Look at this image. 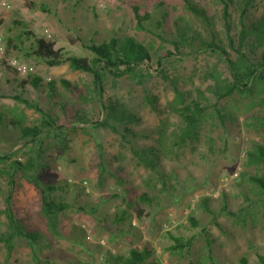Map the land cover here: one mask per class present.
<instances>
[{"label":"rangeland","instance_id":"374dc122","mask_svg":"<svg viewBox=\"0 0 264 264\" xmlns=\"http://www.w3.org/2000/svg\"><path fill=\"white\" fill-rule=\"evenodd\" d=\"M75 1L77 6H72L71 0H20L16 7L10 6L9 18L0 25L5 44L8 39L13 41L5 57L29 66V75L40 78L43 85L38 89L30 85L20 87L18 83L28 75L20 76L11 69H6L0 78V114L4 115L0 117V155L15 152L12 158L23 161L30 153L34 159L36 149L40 150L48 164L41 171L42 180L60 187L54 196L68 206L59 217V239L37 251L40 263L47 258L51 264H108V253L126 255L144 243L155 249L151 264H239L242 257L255 262L256 253L264 254L262 223L241 227L222 207L237 212L245 203L244 194L251 190L247 177L264 172V166L247 164V152L264 144V125L257 122L264 117V104L251 106L257 102L253 95L244 97L236 93L216 102L210 93L211 78L217 76L226 81L229 72L222 58L207 50L204 43L215 41L234 58L227 46V36L235 38L243 23L248 29L251 23L263 18L264 0L253 2L243 20L237 9H231L230 32L225 28L218 0H192L207 14L206 23L185 8L184 0H104V10L98 9L96 0ZM238 3L235 7L241 9L243 0ZM176 25L186 29L192 38L188 41L191 46L179 51L169 42L175 41ZM24 31L53 40L56 49L76 57L91 58L85 46L115 37H132L141 43L150 54L151 59L143 67H148L151 76L142 85L127 78L111 77L104 83L105 102L122 103L139 123L129 125L125 134L123 130L115 134L94 128L91 123L103 114L99 105L91 102L86 108L90 124L65 123L60 137L55 136L58 132L49 131L29 144L26 140L18 141L17 130L8 126L9 132L4 129L9 119L19 118L31 127L39 115L15 101V95L42 109L52 107L59 114L55 103H64L70 110L75 102L60 87L59 80L73 83L87 96L91 95L93 80L89 74L71 70L68 64L50 67L26 57L33 39L23 36ZM259 51L255 50L257 55ZM158 57H163L160 66L156 63ZM50 82L55 83L59 95L52 103L48 102L45 87ZM173 87L187 98L199 101L206 114L196 142L183 149L171 148L163 153L161 150L156 170L167 182L166 189L161 190L162 182L155 172L139 165L132 149L155 148L162 122L169 131L181 127L180 118L168 110L174 99ZM147 96L155 99L154 109L146 101ZM215 108L224 115L223 123L216 117ZM59 138L65 141L64 152ZM6 195L7 185L0 179V210ZM142 195L152 200L151 204L142 205L144 216L137 219L130 212L124 223L113 224L116 215L132 207ZM205 198L209 212L200 206ZM13 205L18 217L27 212L33 214L39 210V197L32 186L22 182L13 195ZM191 218L196 227H192ZM6 226L1 215L0 234L6 233ZM205 234L212 241L210 259L204 247ZM171 236L193 237L191 248L182 257L168 251ZM31 256L25 242L14 243L10 252L0 244V264H34Z\"/></svg>","mask_w":264,"mask_h":264},{"label":"trees","instance_id":"16d2710c","mask_svg":"<svg viewBox=\"0 0 264 264\" xmlns=\"http://www.w3.org/2000/svg\"><path fill=\"white\" fill-rule=\"evenodd\" d=\"M222 5V19L227 31L230 30V13L235 8L239 11V18L243 20L247 8L256 0H243L242 8L238 9V0H218ZM185 8L193 15L205 23L208 22L207 14L192 0H184ZM7 11L0 14V25L9 18ZM137 24L139 17L135 13ZM242 24V22H241ZM230 32V31H229ZM25 37L33 39L26 57H33L43 61L48 66H59L68 64L71 70L89 74L92 77L91 95H83L77 89V86L64 79L59 80V85L65 93L70 94L75 102L68 110L67 105L61 102L55 103L58 106L59 114L52 111V107L46 109L39 108L30 104L20 95H15L13 99L24 104L27 108L33 109L39 115L37 123L31 127L25 126V123L15 117H11L6 123L4 129L8 131V127L17 130L15 135L20 140H26L29 143L35 142L36 137L43 133L53 131L56 138L60 137L59 132L65 127V123H89L87 119L86 108L89 103L94 102L101 108L102 118L97 122L91 123L94 128L108 129L112 133L119 134L123 130V134L128 133V126L139 123L137 116L133 115L122 103L116 101L114 103H106L104 100V86L107 77L113 79L127 78L137 84H143L151 75L148 67H143L148 63L150 58L149 51L132 37L111 38L100 44L91 43L85 46L91 54V58L76 57L62 52L61 49L55 48V42L43 37H34L28 31L22 33ZM189 32L186 29L176 25L175 41H169L173 48L179 51L188 45L191 41ZM167 41V40H166ZM227 46L234 52L235 57L231 58L223 47L217 45L215 41L204 43L206 49L211 53H217L226 64L229 72V80H221L214 76L211 78L213 84L210 93L216 102H219L232 94L236 93L240 96L249 97L253 95L256 103L251 106L264 104V17L257 23L250 24L246 29L244 23L239 30L238 35L233 38L227 36ZM13 41L7 40L5 52L12 47ZM245 49V50H244ZM255 50H260L257 55ZM170 55L171 53H167ZM163 57H158L156 63L161 65ZM13 71V70H12ZM15 72V71H14ZM159 72H161L159 70ZM20 87L30 85L34 89L43 87L42 80L38 77L28 75L25 80L20 81ZM47 89V99L49 103L58 97L54 82L45 85ZM174 99L168 105V110L177 115L181 120V127L177 130L169 131L165 123H161L157 129V138L155 139L156 147L146 148L142 151L133 150V154L137 163L143 165L151 171H154L159 181L162 182L161 190L166 189V181L159 168V154L163 151H169L171 148L183 149L191 145L199 139L200 127L206 114V108L194 99L187 98L179 89L173 87ZM61 98V97H60ZM252 98V97H251ZM146 101L154 109V98L148 96ZM70 111V112H69ZM216 117L220 123L224 121L222 112L215 108ZM4 115L0 114V117ZM258 124L264 125V117L257 121ZM3 126V124H0ZM8 126V127H7ZM5 131V132H7ZM9 132V131H8ZM13 135V134H10ZM60 149L64 152L66 144L64 139H58ZM168 144V146L166 144ZM17 153H7L0 155V179H4L7 185V195L4 197V207L0 210V216L3 215L7 221L6 233L0 234V244H2L9 252L14 243L19 241L25 242V245L31 250V257L34 264H51L45 258L43 263L39 261L38 250L42 247H48L54 239L61 236L59 230V217L64 214L68 206L60 199L55 198L54 194L60 187H55L51 183H44L42 180V170L48 164L42 158L41 151L36 149L35 158L29 154L28 158L18 161L12 158ZM247 164L249 166H264V144H258L247 152ZM103 173L101 171L100 175ZM247 181L251 185V190L244 194V205L237 211H227L226 206L222 207L223 212L235 223L241 227L249 224L262 223L261 227L264 233V172L247 177ZM22 182H26L36 191L39 197V210L36 213L27 212L23 217H18L14 205L13 195L16 188ZM208 198L202 199L200 206L204 211L209 212ZM144 203L151 204L152 200L142 195L132 204V207L126 208L116 215L113 224L124 223L130 212L134 213L137 219L144 216ZM94 211V210H93ZM192 227H196V223L191 218ZM217 227L219 225L215 224ZM204 231V230H202ZM172 244L168 247V251L179 257L190 249L193 244V237L183 238L179 236H171ZM212 241L207 234L204 235V247L208 253L207 259H210ZM155 256V249L149 243H144L140 249H131L126 255L107 254L106 261L108 264H151ZM256 260L253 263L247 261L246 258H240L239 264H264V254L256 253ZM93 264V263H84Z\"/></svg>","mask_w":264,"mask_h":264},{"label":"built area","instance_id":"2783aa9c","mask_svg":"<svg viewBox=\"0 0 264 264\" xmlns=\"http://www.w3.org/2000/svg\"><path fill=\"white\" fill-rule=\"evenodd\" d=\"M99 10L105 9L104 0H96ZM10 4L6 0H0V14L2 11H8ZM6 44L0 35V78L4 75L6 69L15 71L20 76H27L31 73V68L24 63H21L15 59H7L5 57Z\"/></svg>","mask_w":264,"mask_h":264},{"label":"crops","instance_id":"0c3cea01","mask_svg":"<svg viewBox=\"0 0 264 264\" xmlns=\"http://www.w3.org/2000/svg\"><path fill=\"white\" fill-rule=\"evenodd\" d=\"M6 1H8V3L10 4V6L12 7V8H14V7H16L18 4H19V2H20V0H6ZM24 2V1H23ZM71 2H73L72 3V6H77V4H75L76 3V1L74 0V1H72L71 0ZM8 19V18H7ZM6 19V20H7Z\"/></svg>","mask_w":264,"mask_h":264}]
</instances>
